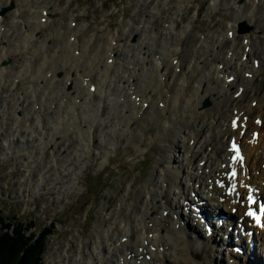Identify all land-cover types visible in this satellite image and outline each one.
Segmentation results:
<instances>
[{
    "label": "bare ground",
    "instance_id": "1",
    "mask_svg": "<svg viewBox=\"0 0 264 264\" xmlns=\"http://www.w3.org/2000/svg\"><path fill=\"white\" fill-rule=\"evenodd\" d=\"M25 1L30 16L43 15L50 8L33 4L35 1L40 4V0L32 1L31 4V1ZM191 1L176 2L177 13L165 22V29L170 33H179L184 37V32L191 28L194 19L181 28L176 24L183 7ZM170 2L156 0L143 21L149 24V16L155 18V13L162 14ZM251 2L256 8V0ZM10 3L22 11L26 10L25 4H20L19 0H0V9ZM234 3L238 5V0ZM246 3L243 0L238 7L242 8ZM18 14L17 8L14 18ZM29 24L31 22L26 21L19 28L21 32L18 38L25 45L16 47V50L21 51L20 48H23V51L29 53L31 47L27 39L34 40L37 30L25 33L24 26ZM38 25L43 24L38 22ZM123 26L125 28L119 30L122 38L110 30L111 36L105 43L111 46L119 44L138 47L141 50V61L136 66V73L117 65V49H110L101 69L65 65L64 61L62 66L52 70L49 77V73L39 75V64L33 61L26 70H20L24 82H36L39 85L36 96L41 92L46 95L54 72L61 71L63 75L59 80L64 92L59 95V99H37L34 104H20L21 116L17 120V132L13 130L10 133H16L15 136L4 138V143L11 147L9 153L18 155L26 148L29 156H46L45 151L51 149L52 156H61L54 149L58 148L60 141H69L68 137L75 135L77 140L74 146H66V152L68 161L76 164L80 162V152L90 149L91 145L102 149L107 156L117 146H120V151L135 155L156 143L157 169L153 172L151 182L136 191L133 205L126 202V215L117 212L114 226L108 229V239L100 243L102 252L100 250L98 253L101 256L94 258L97 264H187L190 260L198 261V254L209 262L217 259L218 254H228V262L225 264H264V233L256 229L255 236L250 237L246 234L247 230L241 229L244 226L255 229L244 214L248 207L245 200L247 196H256L258 203L262 201L264 206V92L257 94L254 86L264 60L254 50L244 48L227 37L203 48V58L194 59L188 72L168 77V69H161V64H179L176 52L181 47L158 44H165L166 41H153L150 44L148 40L158 38L162 31L155 35L148 26H145L147 38L132 43L131 36L138 30L130 24ZM70 43L68 47L74 49L75 46ZM228 44V49L222 48ZM86 45L89 47L92 44ZM38 48L45 47L40 45ZM4 52L0 50V61L9 58V54ZM151 65L158 69L162 83L152 81V85L140 89L139 76L143 75L144 80L149 81ZM107 66L109 80L101 82L97 77ZM8 71V68L0 67V75ZM17 80L15 83L20 81ZM166 81L170 85H166ZM2 88H7L8 96L14 92L15 85L3 84ZM158 98L164 101L160 102ZM207 99L211 107L203 108L202 104ZM158 108L164 116L170 115L173 121L165 117L159 121V128H156L144 118L147 109ZM52 113L56 115L52 117ZM235 118H239L236 128L233 126ZM179 119L185 120L181 126L177 124ZM100 127L103 129L101 132ZM24 132H28V135L23 136ZM255 133H259L258 139L254 138ZM100 136L104 137L101 143L97 141ZM17 137H22L23 142L14 147ZM232 141L243 151V160H233L236 151L231 147ZM50 163L52 167H59V164L63 167L57 157ZM72 169L76 174V168ZM231 169H237V179L228 178ZM229 187H232L230 194L227 192ZM193 206L198 207L199 212ZM199 214L205 217L206 222L198 218ZM216 216L220 218L215 220ZM101 219L102 223L106 222L103 217ZM236 220V242L244 241L240 245L243 250L239 247L243 252L231 247L233 242L230 228ZM219 231L223 232L224 238L218 243L215 238H220ZM241 235L244 237L241 238ZM119 236L122 239L120 242ZM251 239H255L257 251L248 245ZM258 251V258L263 262L255 259ZM171 254L172 262L167 260ZM93 257L90 254L89 260L92 261ZM116 257L117 262L114 260Z\"/></svg>",
    "mask_w": 264,
    "mask_h": 264
},
{
    "label": "rangeland",
    "instance_id": "2",
    "mask_svg": "<svg viewBox=\"0 0 264 264\" xmlns=\"http://www.w3.org/2000/svg\"><path fill=\"white\" fill-rule=\"evenodd\" d=\"M29 1L31 4L35 0ZM155 1L40 0V4L36 1L33 4L50 8L48 13L39 16L29 15L25 0H19L20 4L26 6L24 11L12 3L0 9V50H4V54H9L12 50V53L7 55L9 58L0 61V67L9 69L0 75V210L11 224L14 223V218L23 222L26 229L30 224L32 229L27 231V236L31 232L40 234L44 228L52 227L54 234L49 237L46 244L43 264H97L94 258L101 256L98 253L100 250L102 252L100 243L108 239V229L114 226L117 212L122 216L126 215V202L133 205L136 191L145 183L151 182L153 172L157 169V145L154 143L144 152H136L135 155L122 152L120 146H117L107 156L102 149L91 145L88 150L81 149L80 162L73 164L74 162L68 161L66 146H74L77 140L74 135L68 137L69 141H60L58 148L54 149L61 156H52L51 149L45 151L46 156H29L26 148L18 155H12L9 153L11 147L4 143V138L12 135L10 132L13 130L17 132L16 124L18 117L21 116L20 104L28 102L34 104L37 99L47 101L59 99V95L64 92L62 82L59 80L63 75L61 71L54 72L47 86L48 93L45 95L41 92L36 96L35 92L39 85L36 82L33 84L24 82L20 70H26L33 61L39 64L38 74L49 73V77L53 73L52 70L62 66L64 61L65 65L101 69L110 49H117L118 52L115 54L118 57L117 65L127 67L136 73V66L141 61V50L138 47L119 44L111 46L105 43L111 36L110 30L112 33L117 32L116 36L122 38L119 30L125 28L123 26L125 24H130L133 29L138 30L131 36L132 43L147 38L145 26H148L155 35L162 31L158 38L152 37L148 40L150 44H153V41H166L165 44H158L181 47L176 52L179 64L167 62L161 64V69H168V77L179 72H188L194 59L203 58V48L211 45L213 41L227 37H231L244 48L254 50L264 60V0H256V8L252 0H246L247 3L242 8L238 6L243 0H238V5L234 3L235 0H192L185 4L176 20L178 28H181L194 19L191 28L184 32V37L165 29V22L177 13L176 2L179 0H171L162 14L155 13L153 16L155 18L149 16L148 19L151 21L149 24L143 21ZM11 6L12 10L1 15L4 9ZM17 8L19 14L14 18V11ZM26 21H30L31 24L24 26L25 33H32L37 28L34 40L27 39L31 47L29 53L23 51V48H20L22 52L16 50V47L25 45L18 36L21 32L19 28H22ZM38 22L43 25H38ZM69 41L75 46L74 49L68 47ZM86 43L92 45L88 47ZM38 45H44L45 48L39 49ZM229 47L230 44L223 45L222 48ZM149 67L150 80L146 81L143 75H140V89L152 85V81L162 83L158 69L152 65ZM108 68L109 66L98 75L99 81L109 80ZM17 78L20 81L15 83ZM13 83L14 92L7 96V88L3 89L2 85ZM165 83L170 85L168 81ZM254 86L257 88V94L264 92V64L261 65V73L256 77ZM68 87L70 89V85ZM158 101L164 100L158 98ZM202 106L211 107L210 100H205ZM54 115L56 114H51L52 117ZM165 117L173 121L170 115L164 116L160 108L147 109L144 119L159 128V121ZM31 121H34V118H31ZM184 123L183 119L177 121L178 126ZM101 129L102 127L99 128L100 132L103 130ZM26 135L28 132L23 133V136ZM22 140V137L15 138L14 147L20 145ZM103 140V136L97 137L98 142L101 143ZM56 157L63 165L62 168L60 164L59 167L51 166L50 161ZM72 167L76 168L77 175L74 174ZM101 217L106 219L105 223H102ZM219 235L220 238H215L218 243L224 238L223 234ZM118 239L119 242L122 241L120 236ZM90 254L94 255L92 261L89 260ZM22 255L23 259L19 264H25L26 252H22ZM172 256L173 254L168 255L167 260L172 262ZM258 257L259 251L255 259L261 260ZM216 258L209 262L201 254L196 257L199 262L203 261L205 264H225L228 254H218ZM114 260L117 262V257ZM198 261L196 262L199 263ZM196 262L190 260L187 264H197Z\"/></svg>",
    "mask_w": 264,
    "mask_h": 264
},
{
    "label": "trees",
    "instance_id": "3",
    "mask_svg": "<svg viewBox=\"0 0 264 264\" xmlns=\"http://www.w3.org/2000/svg\"><path fill=\"white\" fill-rule=\"evenodd\" d=\"M14 220V223H9L0 210V264H19L23 259L22 252H26L25 264H43L46 244L54 234L52 227L44 228L40 234L31 232L27 236V231L32 229L30 224L26 229L23 222Z\"/></svg>",
    "mask_w": 264,
    "mask_h": 264
},
{
    "label": "snow or ice",
    "instance_id": "4",
    "mask_svg": "<svg viewBox=\"0 0 264 264\" xmlns=\"http://www.w3.org/2000/svg\"><path fill=\"white\" fill-rule=\"evenodd\" d=\"M249 199H251V197H249ZM261 211L264 212V209H261ZM247 215L250 216V217H252L253 219H255V220L257 221V223H260V219H261V218H260V216L256 215L255 212L249 210V211L247 212Z\"/></svg>",
    "mask_w": 264,
    "mask_h": 264
},
{
    "label": "water",
    "instance_id": "5",
    "mask_svg": "<svg viewBox=\"0 0 264 264\" xmlns=\"http://www.w3.org/2000/svg\"><path fill=\"white\" fill-rule=\"evenodd\" d=\"M12 8H13V6L7 8V9H4V10L2 11L1 15H4L6 12L12 10Z\"/></svg>",
    "mask_w": 264,
    "mask_h": 264
}]
</instances>
